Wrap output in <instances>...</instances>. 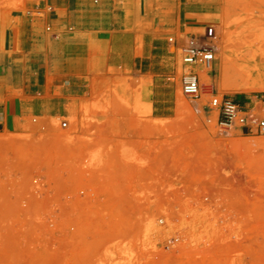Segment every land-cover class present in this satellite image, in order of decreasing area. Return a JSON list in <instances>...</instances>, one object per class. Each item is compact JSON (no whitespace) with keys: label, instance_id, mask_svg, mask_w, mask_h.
<instances>
[{"label":"rangeland","instance_id":"obj_1","mask_svg":"<svg viewBox=\"0 0 264 264\" xmlns=\"http://www.w3.org/2000/svg\"><path fill=\"white\" fill-rule=\"evenodd\" d=\"M215 29L202 82L247 94L249 106L264 99V0H226ZM225 65L249 69L257 89L225 90ZM178 95L176 117L159 121L145 112L149 97L105 86L81 114L0 131V264H264V134L221 135L209 96L197 111L180 83ZM114 121L159 135L146 143L149 174H126L130 153L115 152L107 129L78 126Z\"/></svg>","mask_w":264,"mask_h":264},{"label":"crops","instance_id":"obj_2","mask_svg":"<svg viewBox=\"0 0 264 264\" xmlns=\"http://www.w3.org/2000/svg\"><path fill=\"white\" fill-rule=\"evenodd\" d=\"M225 2L0 0V131H21L30 118L81 114L105 86L131 100L149 97L151 119L175 118L186 41L217 26ZM213 71L214 65L210 77ZM249 103L245 94L240 105ZM78 126L107 129L115 152L130 153V177L151 172L144 165L146 143L160 138H150L146 124Z\"/></svg>","mask_w":264,"mask_h":264},{"label":"built area","instance_id":"obj_3","mask_svg":"<svg viewBox=\"0 0 264 264\" xmlns=\"http://www.w3.org/2000/svg\"><path fill=\"white\" fill-rule=\"evenodd\" d=\"M200 38H189L183 48L182 62L184 68L180 77L182 93L193 103V107L197 111L200 110L198 105L203 96H209V106L218 110L216 125L220 128L221 135H228L231 130L236 128L255 130L264 134V99H260L252 106L243 107L227 95L215 91L213 83L202 82L201 72L203 69L200 70V67H210L211 69L206 72L209 75L217 55L216 43L213 41L216 39L215 27H208ZM204 106L202 105L201 109H204ZM34 121L36 122L37 119ZM61 125L66 127L68 122L63 120ZM205 199L208 200L209 196H205ZM159 222L164 223L165 218L160 217ZM178 241L179 237L177 236L169 237L165 242L166 250L175 249Z\"/></svg>","mask_w":264,"mask_h":264},{"label":"bare ground","instance_id":"obj_4","mask_svg":"<svg viewBox=\"0 0 264 264\" xmlns=\"http://www.w3.org/2000/svg\"><path fill=\"white\" fill-rule=\"evenodd\" d=\"M210 69H211L210 67L203 68V71L201 72L203 80L204 79L211 80L210 75L206 74V72ZM250 79H251V72L249 69H244L239 65H236V66L225 65L224 70H223V74H222V78H221V84L225 90H227V89L229 90V89H233V88H241V87L248 88L250 90L257 89L252 84ZM261 88H262V90H264V87H261ZM258 106H259V104H258ZM253 141H255V140H253ZM255 144H258V143L256 142Z\"/></svg>","mask_w":264,"mask_h":264},{"label":"trees","instance_id":"obj_5","mask_svg":"<svg viewBox=\"0 0 264 264\" xmlns=\"http://www.w3.org/2000/svg\"><path fill=\"white\" fill-rule=\"evenodd\" d=\"M244 97H245V94H244V93H238V94L235 96L234 101H235L236 103H239V104H244Z\"/></svg>","mask_w":264,"mask_h":264},{"label":"water","instance_id":"obj_6","mask_svg":"<svg viewBox=\"0 0 264 264\" xmlns=\"http://www.w3.org/2000/svg\"><path fill=\"white\" fill-rule=\"evenodd\" d=\"M247 130V129H246Z\"/></svg>","mask_w":264,"mask_h":264}]
</instances>
